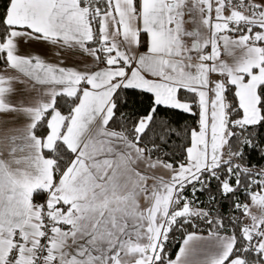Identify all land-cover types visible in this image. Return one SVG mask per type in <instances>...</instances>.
Here are the masks:
<instances>
[{
  "label": "snow or ice",
  "instance_id": "1",
  "mask_svg": "<svg viewBox=\"0 0 264 264\" xmlns=\"http://www.w3.org/2000/svg\"><path fill=\"white\" fill-rule=\"evenodd\" d=\"M0 264H264V0H0Z\"/></svg>",
  "mask_w": 264,
  "mask_h": 264
}]
</instances>
